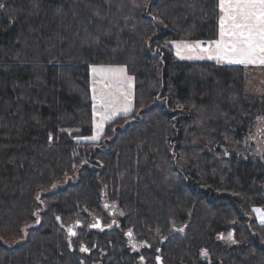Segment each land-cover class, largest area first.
Listing matches in <instances>:
<instances>
[{
    "label": "trees",
    "instance_id": "16d2710c",
    "mask_svg": "<svg viewBox=\"0 0 264 264\" xmlns=\"http://www.w3.org/2000/svg\"><path fill=\"white\" fill-rule=\"evenodd\" d=\"M0 2V264H155L157 246L176 264H264V151H249L264 66L171 44L216 40L218 0ZM92 65L135 86L99 141ZM92 214L117 231L87 224L70 243L65 227Z\"/></svg>",
    "mask_w": 264,
    "mask_h": 264
},
{
    "label": "snow or ice",
    "instance_id": "6c2138e0",
    "mask_svg": "<svg viewBox=\"0 0 264 264\" xmlns=\"http://www.w3.org/2000/svg\"><path fill=\"white\" fill-rule=\"evenodd\" d=\"M5 8L6 3L0 2V10ZM218 8L221 13L219 38L207 42L196 41L194 44L187 41H173L172 43L177 48V55H181L180 49L183 48L190 53L199 51L207 55L209 59H216L217 62L227 60L229 63L264 66V0H218ZM205 43L207 47L203 46ZM187 58L192 59L193 57L189 55ZM199 58H203V55ZM91 72L93 75L92 100L98 101L93 105V112L100 117V122L96 124L97 135L87 139L97 140L103 129V121L111 119L118 111L126 114L131 111L132 78L126 76L124 67L92 65ZM98 82H101L99 96L97 95ZM117 104L119 107H115ZM253 212L257 214L260 223L264 224V209L253 208ZM92 227H100V225L97 223ZM69 232L72 236L76 235L72 229H69ZM127 235L131 238L132 231L129 230ZM229 239H232L231 233ZM232 242L235 243V240ZM81 251L86 252L88 248L82 247ZM202 254L207 256V250H203ZM143 259L141 257V260Z\"/></svg>",
    "mask_w": 264,
    "mask_h": 264
},
{
    "label": "flooded vegetation",
    "instance_id": "af4514ba",
    "mask_svg": "<svg viewBox=\"0 0 264 264\" xmlns=\"http://www.w3.org/2000/svg\"><path fill=\"white\" fill-rule=\"evenodd\" d=\"M110 212H111V215L114 214L113 211H110ZM90 216L92 217L90 222L84 223V222H81L80 220H76L72 224L66 226V228L72 229V231H74L76 233L75 236H72L69 232L68 240L70 243H72L73 237L79 236L84 231L87 224H88V228H89V230H87V231H89V232L94 230V231L101 233V232H105V231L111 230V229L113 231H117L118 227H117V225L113 219L110 220V222H105L104 220H101L102 223L101 224L98 223L100 225L99 228L92 227L93 224H97V223H95V220L100 218V217L97 215H94V214H92ZM109 228H111V229H109ZM128 243L132 248H134L135 251H133V252L137 253L139 251L138 240L134 237V235H132L131 238L130 237L128 238ZM151 246H152V244L149 241H147V240L143 241V247H145L149 250V249H151ZM141 257H143L144 259L141 260ZM157 257H159V259H157ZM139 260L141 261V264H152V263H148L147 256H145V255L139 256ZM154 263L155 264H176V263H172L170 261L169 262L165 261V258L163 255V248L161 246L156 247V251L154 253ZM96 264H109L108 260H107V255L106 256L105 255L100 256L99 260Z\"/></svg>",
    "mask_w": 264,
    "mask_h": 264
},
{
    "label": "rangeland",
    "instance_id": "374dc122",
    "mask_svg": "<svg viewBox=\"0 0 264 264\" xmlns=\"http://www.w3.org/2000/svg\"><path fill=\"white\" fill-rule=\"evenodd\" d=\"M195 43V42H194ZM194 43H192V44H194ZM199 59H209L208 57H205V56H203V58H199ZM229 63V62H228ZM236 64H238V63H236ZM251 66H255V67H259V66H261V65H259V64H256V65H251ZM113 67H124V66H113ZM125 68V67H124ZM125 70H126V72H125V74H126V76H128V77H131L132 78V76L128 73V71H127V69L125 68ZM91 71V70H90ZM92 80H93V75H92V72H91V86H92ZM126 84H127V82H126ZM100 87H101V82H98L97 83V95L99 96V94H100ZM134 80H133V78H132V80H131V89H130V92H131V95H130V100H131V111L129 112V113H127V114H130V113H132L133 111H134ZM125 90L127 91L128 89H127V87L125 88ZM247 90L248 91H251L250 90V88L248 87L247 88ZM257 92H258V90H257ZM98 103V101H94V104H97ZM115 107H119V105L117 104V105H115ZM98 111H103L102 109H97ZM120 114H123V115H127L126 113H124L123 111H118V112H116L113 116H112V118H114L115 116H117V115H120ZM111 118V119H112ZM110 119H108V120H105V121H103V129H102V131L99 133V138L97 139V140H92V141H99L100 139H101V136H102V134H103V132H104V127H105V124H106V122L107 121H109ZM100 122V117L99 116H97V115H95V120H94V123H95V132H94V134L93 135H91V136H89V137H92V136H95V135H97V128H96V124L97 123H99ZM262 129V132L260 133V131L257 133H255L254 135H252V138L250 139V143H256L257 142V144L255 145V147L254 148H251V149H249V151H252L253 153H257V154H260V152H263L264 151V138H263V136H261V135H259V134H264V121H260V123H259V130H261ZM88 138V137H87ZM86 138V139H87ZM88 140H91V139H88ZM264 209V208H263ZM256 216H257V214H256ZM258 217V216H257ZM90 222V221H89Z\"/></svg>",
    "mask_w": 264,
    "mask_h": 264
},
{
    "label": "crops",
    "instance_id": "0c3cea01",
    "mask_svg": "<svg viewBox=\"0 0 264 264\" xmlns=\"http://www.w3.org/2000/svg\"><path fill=\"white\" fill-rule=\"evenodd\" d=\"M218 38H219V36H218ZM217 38V39H218ZM182 41H184V40H182ZM207 42V41H206ZM190 43V42H189ZM171 44H172V46H173V48H174V50H175V53H176V55H177V48H176V46L171 42ZM190 44H192V43H190ZM204 47H207V43H205L204 45H203ZM180 52H181V55H177L179 58H182V59H188L187 57L189 56V55H191L193 58L192 59H199V57L201 56V55H203V56H205V57H208L207 55H205V54H202V53H200L199 51H197V52H192V53H190V52H188L186 49H183V48H181L180 49ZM213 55H215L214 53H213ZM212 60H216V59H212ZM217 61V60H216ZM219 63H228L227 62V60H225L224 62H219Z\"/></svg>",
    "mask_w": 264,
    "mask_h": 264
},
{
    "label": "water",
    "instance_id": "95a60500",
    "mask_svg": "<svg viewBox=\"0 0 264 264\" xmlns=\"http://www.w3.org/2000/svg\"><path fill=\"white\" fill-rule=\"evenodd\" d=\"M95 228H99V227H95Z\"/></svg>",
    "mask_w": 264,
    "mask_h": 264
}]
</instances>
